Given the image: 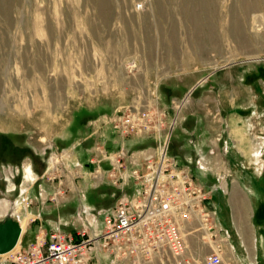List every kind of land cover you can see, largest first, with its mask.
Listing matches in <instances>:
<instances>
[{
    "label": "rangeland",
    "instance_id": "1",
    "mask_svg": "<svg viewBox=\"0 0 264 264\" xmlns=\"http://www.w3.org/2000/svg\"><path fill=\"white\" fill-rule=\"evenodd\" d=\"M151 105L175 118L168 151L212 189L219 264H264V0H0V224L23 222L22 245L35 215L48 229L97 167L103 143L87 134ZM117 195L90 186L71 213L100 221Z\"/></svg>",
    "mask_w": 264,
    "mask_h": 264
},
{
    "label": "built area",
    "instance_id": "2",
    "mask_svg": "<svg viewBox=\"0 0 264 264\" xmlns=\"http://www.w3.org/2000/svg\"><path fill=\"white\" fill-rule=\"evenodd\" d=\"M152 103L157 106L156 100ZM151 107L129 106L97 125L119 139L115 152L95 144L100 157L88 159L97 166L91 176L118 191L101 220L90 222L79 211L82 227L75 234L39 227L32 240L23 245L20 240L0 264L220 263L221 227L206 205L209 191L168 151L174 118L167 123L165 108ZM129 135L152 137L155 153L130 157L122 142ZM195 164L202 168L199 158Z\"/></svg>",
    "mask_w": 264,
    "mask_h": 264
},
{
    "label": "crops",
    "instance_id": "3",
    "mask_svg": "<svg viewBox=\"0 0 264 264\" xmlns=\"http://www.w3.org/2000/svg\"><path fill=\"white\" fill-rule=\"evenodd\" d=\"M89 124H90V121H86L85 125H80V126L81 127L83 126L85 128ZM91 133H92V135L96 134V135H94L96 137V139L101 141L103 144H107L108 146H111L112 148H116L118 143H119V139L112 135V133L110 132V129L107 126H104V127H102V129H99L97 127V124H96L94 131L93 130L90 131V133L87 134V136L88 135L90 136ZM122 142H123V146L126 150L134 152L135 155H137L138 157H141V158L144 155H149V154L153 155L156 151L155 143L153 142V140L151 138H144L142 136H131L129 138L123 139ZM96 143H98V142H96ZM100 166L101 167L107 166V162H101ZM91 179H93L95 181L91 182L90 181ZM101 182L106 183L105 180L99 181L97 179H94V177L90 176V174H88V176L85 177L83 179V181H80L78 183L75 182L73 184V185H75V189L71 188V190H73V193L70 194L68 197L67 196L64 197V199L60 200L58 202V204L56 205V207H58L56 209V211L60 212L62 215L58 216L56 220L48 221L47 222L48 223V229L43 228V223H42V220L40 219V214L38 216L35 215V217L37 219V220H35V223L37 224V231H38L39 227H42L45 231H48L50 228H53L56 226L61 229L60 226L64 224L67 226L70 225L69 227H74L72 232H70L68 234H75V232H76L75 223L77 221H80V220L76 216L72 215V213H71L72 207L70 206V203H72L74 201L75 194L78 195L79 191H83L84 189H86L90 186L94 187ZM211 191H212V189L209 190V195H210ZM38 194L41 196L42 190H40V192ZM40 204H41V201L39 203H35V205H34V208H35L37 213H40L41 211H43V210H40V209H43V206H40ZM111 204H109L108 206H110ZM108 206H106V207H108ZM63 207H65V208H63ZM81 208H83V207L81 206ZM64 214H67V215H64ZM85 217L88 221H90L88 216H85ZM69 229H71V228H69ZM36 233L37 232H35L34 235ZM25 234H26V229L24 230V235ZM28 234H27L28 237L25 240V242L32 240L34 237V235H32V234L31 235L30 234L28 235Z\"/></svg>",
    "mask_w": 264,
    "mask_h": 264
},
{
    "label": "water",
    "instance_id": "4",
    "mask_svg": "<svg viewBox=\"0 0 264 264\" xmlns=\"http://www.w3.org/2000/svg\"><path fill=\"white\" fill-rule=\"evenodd\" d=\"M20 234L19 224L11 219L0 224V254L12 249L18 241Z\"/></svg>",
    "mask_w": 264,
    "mask_h": 264
},
{
    "label": "bare ground",
    "instance_id": "5",
    "mask_svg": "<svg viewBox=\"0 0 264 264\" xmlns=\"http://www.w3.org/2000/svg\"><path fill=\"white\" fill-rule=\"evenodd\" d=\"M212 29V28H211ZM210 35H213L216 37V32L214 30H210L209 32ZM174 121H175V118L172 120V126H174ZM242 199L241 196L239 194H236V209L234 211H236V219H237V223H240L241 224V228H242V231L243 233H246V229L244 228V222H243V218H242V215H241V207H240V204L242 203ZM19 227H20V234H19V238H18V241L17 243L15 244V246L10 249L9 251L5 252L4 255H8L11 251H13L15 248H17L18 244H19V241L21 239V236H22V233H23V227H24V223L21 222L19 223ZM3 253H1L0 255H2Z\"/></svg>",
    "mask_w": 264,
    "mask_h": 264
},
{
    "label": "flooded vegetation",
    "instance_id": "6",
    "mask_svg": "<svg viewBox=\"0 0 264 264\" xmlns=\"http://www.w3.org/2000/svg\"><path fill=\"white\" fill-rule=\"evenodd\" d=\"M8 149V148H7Z\"/></svg>",
    "mask_w": 264,
    "mask_h": 264
}]
</instances>
